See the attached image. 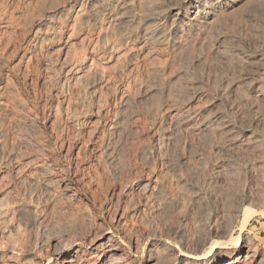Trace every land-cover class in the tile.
Listing matches in <instances>:
<instances>
[{
  "label": "rangeland",
  "instance_id": "rangeland-1",
  "mask_svg": "<svg viewBox=\"0 0 264 264\" xmlns=\"http://www.w3.org/2000/svg\"><path fill=\"white\" fill-rule=\"evenodd\" d=\"M263 70L264 0H0V264H264Z\"/></svg>",
  "mask_w": 264,
  "mask_h": 264
},
{
  "label": "bare ground",
  "instance_id": "bare-ground-1",
  "mask_svg": "<svg viewBox=\"0 0 264 264\" xmlns=\"http://www.w3.org/2000/svg\"><path fill=\"white\" fill-rule=\"evenodd\" d=\"M210 1H212V0H210ZM214 2H215V0H213ZM231 1V0H230ZM224 2V1H223ZM207 3V2H206ZM213 6H215V5H213ZM230 6V5H229ZM198 7V6H197ZM212 8V3H210L209 2V7H208V9H206L207 10V12H208V17H206V19L203 21V24H202V29H203V32L202 33H207L208 32V30H209V28H211V26L214 24V22L215 21H217V17L213 14V9H211ZM214 8V7H213ZM205 9V8H204ZM189 10V9H188ZM202 11V10H201ZM219 11V10H218ZM192 12H194V11H192ZM200 12V11H199ZM218 13V12H217ZM196 14V13H195ZM219 14V13H218ZM225 14V13H224ZM221 16V15H220ZM192 19L191 20H193V23L195 22L194 20H195V17L193 18V17H191ZM187 23V22H186ZM200 23V22H199ZM216 23V22H215ZM193 25V24H192ZM218 25H220L221 26V24H218ZM196 26H197V24H196ZM199 26V25H198ZM215 28H216V26H215ZM154 31V30H153ZM158 31V30H157ZM221 31V30H220ZM214 32V31H213ZM195 33V32H194ZM210 35V34H209ZM201 36V35H200ZM202 37V36H201ZM205 38V37H204ZM201 41V40H200ZM203 42V41H202ZM259 65V64H258ZM263 65V64H262ZM264 71V70H263ZM254 87V86H253ZM210 113V112H209ZM204 118V117H203ZM207 123V122H206ZM206 123H204L205 125H206ZM208 124V123H207ZM207 128V127H206ZM229 254V253H228ZM200 256V255H199ZM180 257L182 258V259H186L187 261L188 260H191L192 262H196V261H199L200 260V257H198L197 255H195V254H193V253H188V252H181L180 253ZM202 258V257H201ZM205 258V257H204ZM209 258V257H208ZM207 261H208V259H206ZM143 261H146V260H143ZM193 263V264H194ZM216 263V262H215Z\"/></svg>",
  "mask_w": 264,
  "mask_h": 264
}]
</instances>
